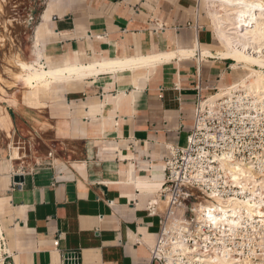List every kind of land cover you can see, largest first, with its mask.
<instances>
[{
	"label": "crops",
	"instance_id": "0c3cea01",
	"mask_svg": "<svg viewBox=\"0 0 264 264\" xmlns=\"http://www.w3.org/2000/svg\"><path fill=\"white\" fill-rule=\"evenodd\" d=\"M201 1H46L39 62L92 68L0 94L2 264H157L163 160L185 145L196 87L240 76Z\"/></svg>",
	"mask_w": 264,
	"mask_h": 264
},
{
	"label": "built area",
	"instance_id": "2783aa9c",
	"mask_svg": "<svg viewBox=\"0 0 264 264\" xmlns=\"http://www.w3.org/2000/svg\"><path fill=\"white\" fill-rule=\"evenodd\" d=\"M225 89L221 97L208 101L196 87L192 128L185 145L169 149L163 160V183L151 209L158 201L165 208L150 251L151 262L264 264V226L247 218L233 225L232 214L215 207L230 200L264 205L260 187L256 195L250 193L254 182L259 184L264 176V105L234 84ZM211 90L212 95L219 92ZM209 213L215 223L209 221ZM77 260L76 252L62 258L63 263Z\"/></svg>",
	"mask_w": 264,
	"mask_h": 264
},
{
	"label": "bare ground",
	"instance_id": "6f19581e",
	"mask_svg": "<svg viewBox=\"0 0 264 264\" xmlns=\"http://www.w3.org/2000/svg\"><path fill=\"white\" fill-rule=\"evenodd\" d=\"M201 6L221 43L222 52L219 56L232 59L234 61L233 71L240 73L237 81L233 83L234 87L239 89L238 91L251 95L255 102H262L264 105V0H202ZM254 11L257 12L258 19L254 20L252 17V26L250 24L247 26L250 14ZM206 54L209 52H203L204 56ZM34 55L36 58L33 56L34 59L31 61L17 58L15 62L18 69L17 78L21 79L27 88L33 90L38 88L46 90L49 84L58 77L70 74L79 75L81 71L92 68L79 66L45 69L39 62L40 56L36 49ZM224 91L226 89H220L216 95L208 96V101L218 99ZM236 168L242 175L246 174V169L239 168V166ZM258 187L263 189L264 183L254 184L250 193L256 195ZM215 207L220 212L229 211L233 217L230 223L233 225L238 224L244 218L248 220L251 217L258 218L256 221L264 225V205L261 208L257 203L230 200L227 204L219 202ZM250 220L253 221V219Z\"/></svg>",
	"mask_w": 264,
	"mask_h": 264
},
{
	"label": "rangeland",
	"instance_id": "374dc122",
	"mask_svg": "<svg viewBox=\"0 0 264 264\" xmlns=\"http://www.w3.org/2000/svg\"><path fill=\"white\" fill-rule=\"evenodd\" d=\"M46 1L0 0V94L2 95L7 89L17 90L27 87L21 79L17 78L18 69L15 62L17 58L29 61L28 57L32 52L34 53L33 29ZM200 16L211 25L206 14L201 13ZM252 17L254 20L258 19L256 11L250 14L247 26L249 24L252 26ZM38 89L40 90V88ZM260 183H264V176H262ZM262 190L264 192V188ZM250 219L257 222L256 219L258 218L251 217Z\"/></svg>",
	"mask_w": 264,
	"mask_h": 264
},
{
	"label": "snow or ice",
	"instance_id": "6c2138e0",
	"mask_svg": "<svg viewBox=\"0 0 264 264\" xmlns=\"http://www.w3.org/2000/svg\"><path fill=\"white\" fill-rule=\"evenodd\" d=\"M208 219H209V221H211L212 223H215V222H216L215 218L211 215V213L208 214Z\"/></svg>",
	"mask_w": 264,
	"mask_h": 264
}]
</instances>
